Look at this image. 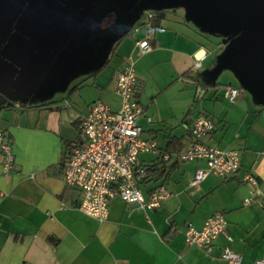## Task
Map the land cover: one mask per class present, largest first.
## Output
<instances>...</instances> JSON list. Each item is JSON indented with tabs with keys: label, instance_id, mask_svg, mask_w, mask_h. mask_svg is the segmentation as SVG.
Wrapping results in <instances>:
<instances>
[{
	"label": "crops",
	"instance_id": "1",
	"mask_svg": "<svg viewBox=\"0 0 264 264\" xmlns=\"http://www.w3.org/2000/svg\"><path fill=\"white\" fill-rule=\"evenodd\" d=\"M19 2L0 6V132L15 157L6 173L0 151V264H227L225 248L240 253L242 264L264 259V100L250 95L253 80L247 88L231 78L210 85L204 69L218 67L220 47L175 17L177 10L156 21L145 54L136 44L148 35L145 22L134 32L122 27L110 40L106 34L105 46L114 55L100 69L104 58H91L99 55L98 21L85 26L103 0ZM127 64L139 78L135 96L145 107L138 121L143 138L155 141L160 152L140 155L139 164L157 172L139 186L146 198L161 185L172 195L155 210H137L116 196L108 219L100 222L79 209L82 193L62 180L63 161L84 139L80 119L94 102L120 109L115 75ZM226 86L240 90L235 103L225 98ZM199 115L215 123L203 142L239 152L235 176L209 175L192 185L206 162L177 160ZM248 172L261 196L245 206ZM217 213L224 214L228 229L211 251L187 245V229H201Z\"/></svg>",
	"mask_w": 264,
	"mask_h": 264
},
{
	"label": "built area",
	"instance_id": "2",
	"mask_svg": "<svg viewBox=\"0 0 264 264\" xmlns=\"http://www.w3.org/2000/svg\"><path fill=\"white\" fill-rule=\"evenodd\" d=\"M156 16L154 12L148 14L145 22L148 35L136 43L141 55L152 49ZM206 55L203 51L196 56L195 68H201ZM138 81L132 64L125 65L116 73L115 88L122 99L120 109L115 111L102 101L94 102L80 119L79 128L84 139L73 145L63 161L62 180L67 186L77 188L82 193L79 209L100 222L108 219L110 200L116 196L137 210H155L172 195L166 185H161L146 198L139 186L150 176L149 167L139 164L140 155L160 152L155 141L143 138V130L138 123L145 111L144 105L135 96ZM224 96L230 103H235L241 93L236 87L226 86ZM148 121L152 119L148 118ZM214 129L215 123L211 117H196L191 128V143L177 155V160L182 162H206L205 168L196 171L192 185L200 184L209 175L227 179L241 169L238 151L221 149L203 142ZM0 151L4 158L3 168L7 173L13 168L15 157L3 132H0ZM163 159L169 161L171 157L164 155ZM243 180L251 188L250 196L244 200V205L249 206L261 196L259 182L250 172L244 175ZM227 229L228 222L224 214L217 213L201 229H187L185 242L209 252ZM222 258L227 264H242V255L229 248L223 250ZM255 264H264V259H258Z\"/></svg>",
	"mask_w": 264,
	"mask_h": 264
},
{
	"label": "rangeland",
	"instance_id": "3",
	"mask_svg": "<svg viewBox=\"0 0 264 264\" xmlns=\"http://www.w3.org/2000/svg\"><path fill=\"white\" fill-rule=\"evenodd\" d=\"M108 1L103 0L102 4L89 15L85 26L89 27L98 21L95 25L96 27L98 25L100 39L99 55L91 57L104 58L98 68L111 60L114 55L113 48L105 46L106 34H109L110 40L117 36L122 27L134 32L138 24L143 25L147 21L150 12L168 13L172 16L177 10L175 17L192 23L204 37L220 47L217 53L218 67L212 69L206 66L204 69L209 77V84L216 85L218 78L226 82L231 78L239 87L247 88V81L253 80V86L247 88L251 91L250 95L255 99L264 100V19L242 32L233 42L224 43V40L231 35V27L235 24L244 27L264 13V4L259 0H250L247 3L250 8L242 14V17H233L225 24L223 21L227 15L226 10L231 4L229 0H114L116 3ZM120 5L125 13L118 12V7L121 9ZM214 59L215 56L212 60ZM251 66L254 72L251 71ZM251 73L252 75L254 73V78L250 77Z\"/></svg>",
	"mask_w": 264,
	"mask_h": 264
},
{
	"label": "trees",
	"instance_id": "4",
	"mask_svg": "<svg viewBox=\"0 0 264 264\" xmlns=\"http://www.w3.org/2000/svg\"><path fill=\"white\" fill-rule=\"evenodd\" d=\"M229 1H231L230 3V5L227 7L228 9L226 10V12H227V15H226V17H225V19H224V24L225 23H227V22H229V20L231 19V18H235V17H237V16H239V17H242V14L246 11V10H248V8H250V5H247V3L248 2H250V0H229ZM256 1H258V0H256ZM259 2H262L263 4H264V0H259ZM12 3H14V0H0V6H2V7H9V6H12ZM18 5L20 6L21 5V3L19 2L18 3ZM220 6V5H219ZM221 8V7H220ZM252 8V7H251ZM157 16H156V21H157V23H159L161 20H162V16H161V13H157L156 14ZM233 22V21H232ZM231 22V23H232ZM237 23H239V22H237ZM223 24V23H222ZM238 24H235V26L234 27H231V30H230V34L232 35V34H234L239 28H240V26H237ZM219 26H222V25H220L219 24ZM240 35V34H239ZM238 35H236L234 38H236ZM234 40V39H233ZM101 69V68H100ZM71 92H73V90L71 91ZM149 171H150V173H152V175L155 173L156 174V172H157V170H153V168L152 167H150L149 168Z\"/></svg>",
	"mask_w": 264,
	"mask_h": 264
},
{
	"label": "water",
	"instance_id": "5",
	"mask_svg": "<svg viewBox=\"0 0 264 264\" xmlns=\"http://www.w3.org/2000/svg\"><path fill=\"white\" fill-rule=\"evenodd\" d=\"M162 17L165 16V14H161ZM264 19V13H262L261 15H259L258 17H256L253 21H251L250 23H248L247 25H245L244 27H240L234 34L230 35L227 39L224 40V43H228L229 41L233 42V39L236 35L241 34L242 32H244L245 30L249 29L250 27H252L253 25L257 24L259 21Z\"/></svg>",
	"mask_w": 264,
	"mask_h": 264
},
{
	"label": "flooded vegetation",
	"instance_id": "6",
	"mask_svg": "<svg viewBox=\"0 0 264 264\" xmlns=\"http://www.w3.org/2000/svg\"><path fill=\"white\" fill-rule=\"evenodd\" d=\"M27 1H30V0H22V3H21V2H20V3H21V5L23 4L24 6H26ZM21 5H20V6H21Z\"/></svg>",
	"mask_w": 264,
	"mask_h": 264
}]
</instances>
